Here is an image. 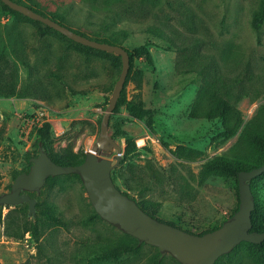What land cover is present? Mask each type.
Returning a JSON list of instances; mask_svg holds the SVG:
<instances>
[{
	"label": "rangeland",
	"instance_id": "374dc122",
	"mask_svg": "<svg viewBox=\"0 0 264 264\" xmlns=\"http://www.w3.org/2000/svg\"><path fill=\"white\" fill-rule=\"evenodd\" d=\"M20 1L129 51L147 44L152 63L133 53L122 93L151 113L138 118L119 103L109 121V134L122 147L115 183L140 202H156L157 216L181 229L199 234L219 227L239 205L235 156L247 153L244 136L262 121L264 24L256 31L252 17L263 0ZM119 75L110 58L53 32L40 35L0 3V194L28 170L44 124L56 149L91 148ZM219 98L239 113L232 133L222 118L205 116ZM192 151L199 154L191 157ZM101 155L115 161L117 151ZM206 162L219 163L221 171L203 176ZM254 186L264 205V177ZM34 192L35 214L27 202L0 210V264H180L148 244L138 253L100 258L111 246L136 240L94 216L76 174L54 176ZM35 222L40 245L23 230ZM236 255L237 264H262L246 245Z\"/></svg>",
	"mask_w": 264,
	"mask_h": 264
},
{
	"label": "water",
	"instance_id": "95a60500",
	"mask_svg": "<svg viewBox=\"0 0 264 264\" xmlns=\"http://www.w3.org/2000/svg\"><path fill=\"white\" fill-rule=\"evenodd\" d=\"M11 9L40 21L59 31L67 38L94 49L121 57L122 68L109 105L102 116L98 140L86 151L85 159L77 165H61L52 160L40 144L39 154L31 158L28 171L19 173L8 192L0 194V206L29 204V215L35 214L36 199L27 192L40 191L48 177L78 174L89 197L91 206L106 222L143 243L159 248L160 258L169 254L180 264H215L218 258L242 241L255 244L264 242V231L252 230V212L255 197L250 180L264 173V163L238 174L239 207L219 227L195 234L167 223L147 213L129 194L115 183L112 171L121 159L122 147L109 134V121L125 86L131 66L130 53L119 44L102 42L83 35L69 26L44 15L17 0H1ZM116 149L115 161L103 157L104 150Z\"/></svg>",
	"mask_w": 264,
	"mask_h": 264
},
{
	"label": "trees",
	"instance_id": "16d2710c",
	"mask_svg": "<svg viewBox=\"0 0 264 264\" xmlns=\"http://www.w3.org/2000/svg\"><path fill=\"white\" fill-rule=\"evenodd\" d=\"M17 1L19 3H23L20 0H17ZM30 1H32V0H30ZM32 2H33V4H36L35 1H32ZM0 3L3 5V8L5 11H8L13 15H16L18 17H21L22 19H25V20H28V21L34 23L37 26L38 33L40 35H44V34L49 33V32L56 33L57 35H60L64 38L68 39L69 41L75 43L76 45L80 46L85 51H95L103 57L110 58L112 60V63L115 65V67L118 68L121 72L122 61H121L120 56H118L114 53H108L106 51H101V50L94 49L92 47L84 46L80 43H77V42L67 38L65 35H63L59 31L43 24L42 22L33 20V19L23 15L22 13L11 9L8 5L4 4L1 0H0ZM261 4L262 5H260V7L254 11L253 17H252V26L256 31H260L263 24H264V0L262 1ZM25 5H27V4H25ZM27 6H29V5H27ZM29 7L33 8L34 10H36V11H38L44 15H47L45 12L37 9L34 6L33 7L29 6ZM55 14H57V13H55ZM50 16H51V18H53V19L59 21L60 23L64 24V22L62 21V19L64 18L63 15H59L60 18H57V16H55V15L54 16L50 15ZM75 31L83 34L79 30H75ZM123 34H124V36H127L126 31H123ZM83 35H86L92 39L102 41V42L120 44L119 42L115 41L110 36H100L99 34H95L92 36L91 35L89 36L87 34H83ZM129 53H130V59H131V68L133 65V55H134L133 53H136V55H138L139 57H146V59L150 63H152V55H151L150 50L147 47V44L138 46L134 49V52L129 51ZM126 82H127V80H126ZM14 91H15V89L12 88L9 91V93L13 94ZM2 92H5L3 88L0 89V93H2ZM21 94H23V93H21ZM119 103L126 104L127 108L138 118H144L146 115L151 113L150 110L139 108L133 100H127L126 97L123 96V93L120 96L117 104H119ZM211 105L212 106L205 112V116L209 119L222 118L226 122L227 131L229 133H232L233 132V125L239 119L238 111H235V110L232 111V108H231L232 105H230V103L226 99H223V98H219V99L214 100L211 103ZM259 115L261 116L262 121L259 123L258 126H256V128L247 131L245 136H244V141H245L246 145L248 146L247 153L242 155V156L241 155L235 156L236 157L235 158L236 163H235V166L233 169V174H234V177L236 180L238 193H239V181H238L239 172L242 170H250V169L257 167V166H260L264 163V104L259 109ZM49 129H50V126L47 123L38 129L37 136L35 139V146H36L35 156H37L39 154L38 152H39V147L41 144L43 146L44 150L52 158V160L58 164H61V165H77V164H80L84 161L85 156H86V151H84V150L74 151V149L72 147L56 149L52 143L51 135L49 133ZM177 154H179L182 157V154H180V153H177ZM198 154L199 153L192 151L190 156L195 157ZM35 156H27L28 170H29L30 166L32 165L31 158L35 157ZM221 168H222V165H220L219 163L206 162L201 169V174L203 176H208V175H211V174H214V173L221 171ZM76 175L79 176L78 174H76ZM120 175L124 179V183L126 184V186L130 187L129 180L127 177H125V174L121 173ZM132 175H134V171H132ZM53 177L54 176H50V177H48L47 180L49 181ZM112 177H113V180L115 181L114 173H113ZM263 177H264V173L253 178L252 180H250L251 189H252V192L254 195H255L254 183L256 180H259ZM10 188H11V185H10ZM27 193L32 197V195H34L33 193H35V192L33 191V192H27ZM137 202L147 213H149L153 217H157L158 219H160L162 221H165L167 223L175 225L174 223L168 222V221H166L162 218H159L157 216V213L159 212V207H158V204L156 202L148 201V202L144 203V202H140L138 200H137ZM238 207H239V205H238ZM238 207L236 208V210H238ZM1 209H2V207L0 206V210ZM254 209L255 210H253V212H252V223H253L252 230L264 231V205L262 203H259L256 200V198H255V208ZM236 210H234L233 213ZM48 214L51 217H53L58 223L65 225V222L63 221V219H61L55 213L49 212ZM94 216L100 217L96 213L95 210H94ZM0 218H1V212H0ZM213 229H215V228H213ZM213 229L206 230V231L201 232L199 234H203V233L211 231ZM23 230L25 232L29 231L32 234V237H33L35 243L37 245H40L41 227L38 223L35 222L30 227H28L25 224L23 226ZM126 235L128 237H130L131 239H135L136 242L135 243H120V244L113 245L108 249V251L100 254L99 257L100 258L118 257L122 253H125V252H127V253L128 252L138 253L140 251L142 245H144L145 243L139 245L137 238H135L129 234H126ZM243 245H246L248 247L249 251L255 253L257 258L260 261H262L261 263L264 264V242L261 244H255V243L248 242V241H242L241 243L237 244L232 249V251H230L229 253L221 255L218 258V260L215 262V264H237L238 257L236 255V251L238 250V248H240ZM159 260L157 262H160Z\"/></svg>",
	"mask_w": 264,
	"mask_h": 264
},
{
	"label": "built area",
	"instance_id": "2783aa9c",
	"mask_svg": "<svg viewBox=\"0 0 264 264\" xmlns=\"http://www.w3.org/2000/svg\"><path fill=\"white\" fill-rule=\"evenodd\" d=\"M40 114H43L42 112Z\"/></svg>",
	"mask_w": 264,
	"mask_h": 264
}]
</instances>
